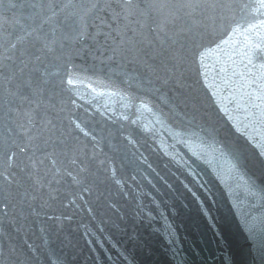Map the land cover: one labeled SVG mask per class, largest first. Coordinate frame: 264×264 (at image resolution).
Listing matches in <instances>:
<instances>
[{"label": "water", "instance_id": "water-1", "mask_svg": "<svg viewBox=\"0 0 264 264\" xmlns=\"http://www.w3.org/2000/svg\"><path fill=\"white\" fill-rule=\"evenodd\" d=\"M65 2L0 0V264H264V5Z\"/></svg>", "mask_w": 264, "mask_h": 264}, {"label": "snow or ice", "instance_id": "snow-or-ice-1", "mask_svg": "<svg viewBox=\"0 0 264 264\" xmlns=\"http://www.w3.org/2000/svg\"><path fill=\"white\" fill-rule=\"evenodd\" d=\"M260 2L262 5H264V0H260ZM116 3L128 13H131L134 10L138 11L141 8V5L136 3L135 0H116ZM104 4L106 7H111L112 0H104ZM175 4L176 0H148V3L145 6V11H157L164 21V26H166L167 16L165 14V10L174 6ZM48 6L54 10L53 16H55V9L61 7V4L57 3V0H49ZM74 6H76V0H66V2L62 4L63 8ZM99 6L100 0H80V7L82 8L91 7L95 9ZM117 15L119 16V14ZM49 19H51V17H49ZM153 22L156 23L155 20ZM162 30L163 28H161V31ZM28 35H31V33H28ZM20 39H23V37ZM12 47L15 48L16 45L14 44ZM243 56L247 62V65H251L258 70L264 69V38H258L255 41L246 38L244 42ZM41 163L43 162L41 161Z\"/></svg>", "mask_w": 264, "mask_h": 264}]
</instances>
